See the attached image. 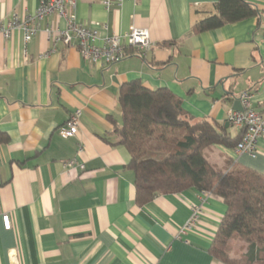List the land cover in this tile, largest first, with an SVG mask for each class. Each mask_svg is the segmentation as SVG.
<instances>
[{"label":"crops","instance_id":"obj_1","mask_svg":"<svg viewBox=\"0 0 264 264\" xmlns=\"http://www.w3.org/2000/svg\"><path fill=\"white\" fill-rule=\"evenodd\" d=\"M246 1L257 17L194 35L191 27L214 14L217 0H137L109 10L101 0H77L68 13L99 38L149 31L154 46L145 58L133 52L104 67L73 46L53 47L45 28L65 27L55 16L27 45L20 30L0 34V264H222L209 250L223 201L188 190L138 206L130 156L111 144L121 121L119 89L132 81L169 90L190 116L217 123L231 138L240 134L227 122L234 99L249 92L253 110L264 114V0ZM38 5L0 0V25ZM75 111L78 133L63 139L58 130ZM257 149L254 159L221 146L204 156L219 170L232 162L263 174L264 137ZM194 206L202 214L180 235Z\"/></svg>","mask_w":264,"mask_h":264},{"label":"trees","instance_id":"obj_2","mask_svg":"<svg viewBox=\"0 0 264 264\" xmlns=\"http://www.w3.org/2000/svg\"><path fill=\"white\" fill-rule=\"evenodd\" d=\"M257 16L246 0H217L214 14L194 23L191 34ZM118 106L121 121L114 126L116 142L111 145L125 147L130 156L127 168L134 174L135 203L143 206L158 196L188 190L214 195L226 211L210 255L222 264H264V173L232 162L219 170L204 156L212 146L235 149L241 133L231 138L217 123L190 116L169 90H148L140 81L120 87ZM233 239L246 246L242 257L231 256Z\"/></svg>","mask_w":264,"mask_h":264},{"label":"built area","instance_id":"obj_3","mask_svg":"<svg viewBox=\"0 0 264 264\" xmlns=\"http://www.w3.org/2000/svg\"><path fill=\"white\" fill-rule=\"evenodd\" d=\"M77 0H39V5L34 13L17 17L13 15L11 20L5 25H0V34L4 39H8L15 30L22 32V40L27 45L38 25L51 16L57 17L65 24L63 29L52 28L49 25L44 32L53 42V47L57 43L66 46H73L77 49L82 59L98 67L116 64L122 61L128 50L145 58L148 51L154 46L150 39L149 31L145 28L131 27L123 37L111 36L99 38L94 29L87 28L77 23L73 14L68 13V8L73 9ZM95 1V0H88ZM137 0H101L106 10L113 6H118L122 2L135 4ZM100 41V44L97 42ZM26 57V54H24ZM46 56V55H44ZM242 111H229L227 122L232 127L237 128L241 133V138L235 147L237 155H246L251 159L257 156V142L264 137V114L257 113L251 106V98L248 93H243L240 97ZM80 112L75 111L68 120L62 125L58 134L63 139L75 137L79 129ZM79 152L82 147H79ZM75 161H70L67 165L72 167ZM83 168V166H81ZM202 214V206H194L190 218L180 230V235L187 234ZM2 224L5 230L10 228L8 215L2 216Z\"/></svg>","mask_w":264,"mask_h":264},{"label":"rangeland","instance_id":"obj_4","mask_svg":"<svg viewBox=\"0 0 264 264\" xmlns=\"http://www.w3.org/2000/svg\"><path fill=\"white\" fill-rule=\"evenodd\" d=\"M242 246H243V243H241L237 239H233L230 243L231 256L234 258H239L242 253V249H241Z\"/></svg>","mask_w":264,"mask_h":264},{"label":"water","instance_id":"obj_5","mask_svg":"<svg viewBox=\"0 0 264 264\" xmlns=\"http://www.w3.org/2000/svg\"><path fill=\"white\" fill-rule=\"evenodd\" d=\"M232 110L238 111V112L242 111L240 99H234ZM227 127H228V125H225V128H227Z\"/></svg>","mask_w":264,"mask_h":264}]
</instances>
